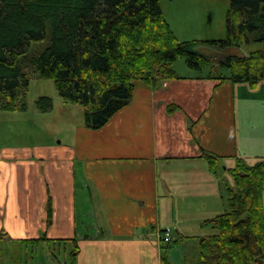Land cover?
Returning <instances> with one entry per match:
<instances>
[{
	"label": "crops",
	"instance_id": "obj_1",
	"mask_svg": "<svg viewBox=\"0 0 264 264\" xmlns=\"http://www.w3.org/2000/svg\"><path fill=\"white\" fill-rule=\"evenodd\" d=\"M179 77L135 82L129 105L101 129L85 114L69 123L64 101L59 118L46 117L60 130L47 143L0 151V264L29 240L53 264H201L210 221L229 209L226 174L238 159L264 162V82Z\"/></svg>",
	"mask_w": 264,
	"mask_h": 264
},
{
	"label": "trees",
	"instance_id": "obj_2",
	"mask_svg": "<svg viewBox=\"0 0 264 264\" xmlns=\"http://www.w3.org/2000/svg\"><path fill=\"white\" fill-rule=\"evenodd\" d=\"M229 2L226 39L182 42L161 0H0V109L24 110L30 79L47 78L66 103L83 106L87 127L101 129L129 105L135 82L152 88L180 78L179 59L196 71L223 66L230 75L217 79L256 86L264 82V0ZM244 46L256 49L245 54ZM36 104L45 113L54 106L49 97ZM207 156L218 174V157ZM229 173V209L210 221L200 262L264 264V162L238 159Z\"/></svg>",
	"mask_w": 264,
	"mask_h": 264
},
{
	"label": "rangeland",
	"instance_id": "obj_3",
	"mask_svg": "<svg viewBox=\"0 0 264 264\" xmlns=\"http://www.w3.org/2000/svg\"><path fill=\"white\" fill-rule=\"evenodd\" d=\"M231 2L229 0H161L163 15L170 24L177 38L182 41L194 40H218L226 39L228 26L227 17ZM246 53L256 49L244 46ZM238 55H242L244 50ZM206 50V49H205ZM213 50L204 51L209 55ZM236 53V51H233ZM176 74L182 77L198 75L208 76L210 73L230 75L229 70L223 66L220 69L212 65L206 66L201 71L192 70L184 59L175 62ZM220 71V73L218 72ZM30 86L26 91L24 98V110L0 109V151L5 147L14 148L16 146H29L35 144H45L48 139L58 131L54 123L46 120L49 114H54L59 118L64 106L67 105L59 92H57L55 83L50 79H41L36 76L30 79ZM49 97L54 104L53 113H43L36 102L43 98ZM70 107L69 123H78L84 120L83 106L68 104ZM230 174V173H229ZM226 174L233 184L231 175ZM223 179V178H222ZM225 179V180H226ZM227 184L228 181L226 182ZM45 245L37 247L31 245L14 244L10 253L3 250V261L1 264H53L51 258L45 255ZM63 255V253H62ZM8 256V257H7ZM57 264H69L64 256H58Z\"/></svg>",
	"mask_w": 264,
	"mask_h": 264
},
{
	"label": "built area",
	"instance_id": "obj_4",
	"mask_svg": "<svg viewBox=\"0 0 264 264\" xmlns=\"http://www.w3.org/2000/svg\"><path fill=\"white\" fill-rule=\"evenodd\" d=\"M162 237H163V240H165L166 242H170L172 239V230L170 229V230L165 231Z\"/></svg>",
	"mask_w": 264,
	"mask_h": 264
}]
</instances>
